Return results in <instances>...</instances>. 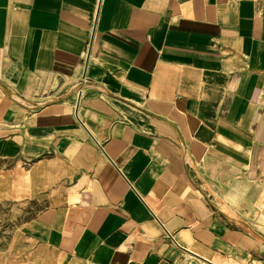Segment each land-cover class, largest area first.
I'll return each mask as SVG.
<instances>
[{
  "label": "crops",
  "instance_id": "1",
  "mask_svg": "<svg viewBox=\"0 0 264 264\" xmlns=\"http://www.w3.org/2000/svg\"><path fill=\"white\" fill-rule=\"evenodd\" d=\"M0 83L50 264H264V0H0Z\"/></svg>",
  "mask_w": 264,
  "mask_h": 264
},
{
  "label": "rangeland",
  "instance_id": "2",
  "mask_svg": "<svg viewBox=\"0 0 264 264\" xmlns=\"http://www.w3.org/2000/svg\"><path fill=\"white\" fill-rule=\"evenodd\" d=\"M29 216V207L18 205L9 197L6 182L0 183V264H50L40 253L38 244L22 232Z\"/></svg>",
  "mask_w": 264,
  "mask_h": 264
},
{
  "label": "water",
  "instance_id": "3",
  "mask_svg": "<svg viewBox=\"0 0 264 264\" xmlns=\"http://www.w3.org/2000/svg\"><path fill=\"white\" fill-rule=\"evenodd\" d=\"M0 86L2 87L3 90H5L6 92H10V90L8 88H6L2 83H0Z\"/></svg>",
  "mask_w": 264,
  "mask_h": 264
},
{
  "label": "bare ground",
  "instance_id": "4",
  "mask_svg": "<svg viewBox=\"0 0 264 264\" xmlns=\"http://www.w3.org/2000/svg\"><path fill=\"white\" fill-rule=\"evenodd\" d=\"M202 260V259H201ZM213 264H214V262H213Z\"/></svg>",
  "mask_w": 264,
  "mask_h": 264
}]
</instances>
